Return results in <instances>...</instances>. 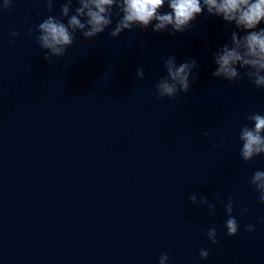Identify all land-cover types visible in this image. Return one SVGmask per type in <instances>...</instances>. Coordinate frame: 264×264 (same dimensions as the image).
I'll return each instance as SVG.
<instances>
[{
	"label": "clouds",
	"instance_id": "obj_1",
	"mask_svg": "<svg viewBox=\"0 0 264 264\" xmlns=\"http://www.w3.org/2000/svg\"><path fill=\"white\" fill-rule=\"evenodd\" d=\"M48 11H52L53 0H45ZM74 0H65L61 5V18L49 15L35 30L29 28L27 35L35 36L36 43L45 50L44 60L49 65H55L57 60L66 55L76 38V33L84 39H91L104 33L113 25V17L118 19L114 28L108 33L116 38L125 30L133 27L147 30L151 26L153 33L167 32L169 36L188 32L198 17H215L223 22L224 31L229 33V39L212 54L215 65L211 73L213 78L222 79L229 84L243 78L257 90L264 89V0H75L78 5L73 9ZM13 0H3L0 13L11 8ZM167 5V11H161ZM63 18H67L65 23ZM234 26V27H233ZM19 31L13 30L11 38L20 36ZM9 40L15 44V39ZM148 44H141L147 50ZM56 58V59H53ZM30 67V65H28ZM166 74L161 76L154 85L157 100L172 99L184 93H190L192 83L199 78V62L195 58L185 59L177 63L175 54H170L163 61ZM145 70L137 68V79L145 78ZM250 122L245 123L239 130L238 139L241 142L240 158L244 162L252 161L257 156L264 155V114L253 112L245 117ZM209 135V130L203 132ZM226 141L213 147L222 148ZM249 184L258 193V203L264 205V170H256ZM214 199L224 205L227 215L225 221L226 235L235 236L240 225L233 215L236 207L234 198L229 196L227 202L220 194H214ZM191 204L197 207L206 206L211 213L215 212V204L208 198L195 194L189 197ZM241 209L240 214L248 212ZM247 232L255 231L254 224H245ZM205 235L212 244H218L215 226L210 227ZM198 256L202 260L209 257L207 249L201 248ZM169 255L162 253L158 264H168Z\"/></svg>",
	"mask_w": 264,
	"mask_h": 264
}]
</instances>
